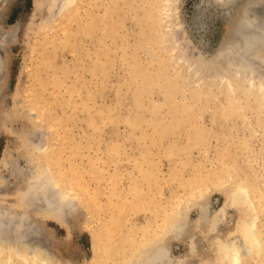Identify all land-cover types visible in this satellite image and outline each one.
<instances>
[{"label":"rangeland","instance_id":"374dc122","mask_svg":"<svg viewBox=\"0 0 264 264\" xmlns=\"http://www.w3.org/2000/svg\"><path fill=\"white\" fill-rule=\"evenodd\" d=\"M250 1L0 0V206L31 221L0 264H135L180 216L175 264H221L245 179L264 231V96L218 54ZM41 195L70 199L63 222Z\"/></svg>","mask_w":264,"mask_h":264},{"label":"bare ground","instance_id":"6f19581e","mask_svg":"<svg viewBox=\"0 0 264 264\" xmlns=\"http://www.w3.org/2000/svg\"><path fill=\"white\" fill-rule=\"evenodd\" d=\"M217 1L219 3L221 2L225 5H229V4L231 5L236 0H217ZM230 7H232V6H230ZM257 7H260V8H257ZM257 51L264 52V0H251L250 2H248V4L245 5L244 8H242V10L240 12V16H238L237 20L235 21L234 30H233L231 37L222 46V48L220 49V52L218 53L221 56H222V54H224L223 56H226L225 53L227 55H229V58H228L229 65H228V69L226 71H228L229 73L235 72L237 75H240V76H241V73H245L246 76L248 77L247 79H248L249 85H251L253 87L254 86L258 87L260 92H262V94H263L262 96H264V79L259 76V78H261V80L259 79V82H257L258 80H255V78H252V77H254L253 74L256 75L255 71L257 70L258 67H260V64H261V62H260L259 66L257 64V67H256L255 63H257V62L253 63L250 61V59L254 58L253 55L256 54ZM251 57H253V58H251ZM260 58L262 60H264V55L261 56ZM255 59H256V57H255ZM255 59H253V60H255ZM258 59L259 58H257V61H258ZM259 61H260V59H259ZM223 62H225V61H223ZM192 68L193 67H191L190 70H192ZM251 74H252V76H251ZM227 76H229V75H227ZM230 76H231V74H230ZM197 77H198V82H199V76H197ZM256 79H258V77ZM217 80H218V78H217ZM219 80H221V79H219ZM222 81L224 82V80H222ZM226 81L228 82L227 79H226ZM230 83H232V81ZM250 184H251V182H250ZM42 190L44 191V189H42ZM36 191H38V190H36ZM257 193L259 195L260 191ZM251 195H252V192L250 194V188H249L248 181L245 179L242 181L241 184H239L236 187V189L234 190L233 196L230 197V199H228V201L230 203L234 204L235 206L238 205L240 202L243 203L246 207L247 206L250 207V210L252 209L253 213L250 212L252 215H250V216L246 215V216H243L241 218V221L239 222V225H238V233L233 236L235 238L234 239L232 238L233 240L231 242H228L226 244L224 242H222V243H224L225 246H223L224 247V249L222 250L223 254L220 253V254H222L221 255L222 261H220L221 264H241L243 255L246 254L248 251L249 252L252 251L255 248H258V252H259L258 254L263 257L262 253L264 252V241L262 239V235H263L264 231L261 233L258 231V229H259L258 228L259 217L257 214H254L256 209L254 208L255 206L253 204L254 202L251 199ZM258 195H256V197ZM32 198H34V197H32ZM54 199L55 198H52L51 196H48V197L43 196L42 197V195H41L39 199L27 198V199H25V202L33 203L36 206H39L41 203L44 205L45 204L48 205V207H49L48 214L55 217L56 218L55 220H57L59 222H63L65 215L68 214L71 210V208L68 207V205L65 206L63 204H67V203L70 204V199L65 197V196L60 197V198L57 197L58 200H54ZM258 200L260 201V199H258ZM258 200L255 202H258ZM247 210H248L247 212H249V209H247ZM226 211H227V206L225 204H223L218 210H216L215 214L213 213L214 215H211V211H210L209 207L204 206V207H202L201 212H200L199 222L200 223H210L211 227L214 230H216L220 227L221 217L224 215V213ZM247 212H246V214H247ZM24 217H25L24 213L22 211L20 212V209L17 210V212H12L8 207H6L4 205L0 206V255H3V258L6 259V261H8L7 260L9 258L8 254H10L9 248H8L9 245H11V243L13 242L14 239L21 241L25 237L24 236L25 235V231H24L25 225L24 224H27L28 221L26 220L27 222L24 223ZM182 221H183L182 216L177 217L172 222L167 220V224H166L165 230H164L165 231L164 235L162 234L163 236L161 238H159L157 241H155L152 244H150L149 246H147L146 253L143 256H141L139 259H137L138 261L136 260L135 264H175V262L173 261L172 257L169 254L168 246L165 244L164 240H165L166 236L169 235L171 232L174 234H177V235H180L183 232L185 226H184V223ZM29 222H31V221H29ZM28 225L29 226L32 225L34 228L36 227L35 223L28 224ZM26 228H27V226H26ZM11 229H13V236H14L13 239H12V235L10 232ZM38 229L41 230L40 228H38ZM31 234L33 236L35 233L34 234L31 233ZM35 236H36V234H35ZM25 239L26 238H24L22 240V241H24V243H25ZM108 239H110V238H108ZM30 241H32V239ZM14 243H16V242H14ZM27 247H28V249H30V245L29 246L27 245ZM37 248H39V246ZM41 248L42 247H40L39 249H41ZM22 249H23V247H22ZM255 250H257V249H255ZM255 250H253V251H255ZM36 251H38V249ZM29 252H32V251L30 250ZM18 254H21V253L18 252ZM251 254H254V253H251ZM35 255L38 256L36 253H35ZM20 256H21V258H18V259H22V261L24 262L23 264H31V259L28 258V256H25V254L20 255ZM35 258H37V257H35ZM259 259H261V258H259ZM263 261H264V259H263ZM38 263H40V262H38Z\"/></svg>","mask_w":264,"mask_h":264}]
</instances>
